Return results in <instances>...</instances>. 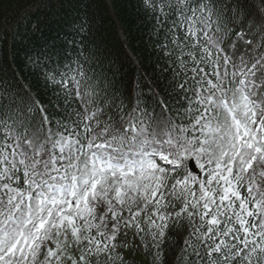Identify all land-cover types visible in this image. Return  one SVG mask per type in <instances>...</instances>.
Instances as JSON below:
<instances>
[{
    "label": "snow or ice",
    "instance_id": "6c2138e0",
    "mask_svg": "<svg viewBox=\"0 0 264 264\" xmlns=\"http://www.w3.org/2000/svg\"><path fill=\"white\" fill-rule=\"evenodd\" d=\"M140 3L158 76L0 78V264H264V0Z\"/></svg>",
    "mask_w": 264,
    "mask_h": 264
},
{
    "label": "trees",
    "instance_id": "16d2710c",
    "mask_svg": "<svg viewBox=\"0 0 264 264\" xmlns=\"http://www.w3.org/2000/svg\"><path fill=\"white\" fill-rule=\"evenodd\" d=\"M82 24L86 31H77ZM81 48L96 53L118 87L127 89L138 73L159 75L140 0H0V78L31 84L43 99L54 101L33 61L40 57L55 69L65 57L53 50L75 57Z\"/></svg>",
    "mask_w": 264,
    "mask_h": 264
}]
</instances>
